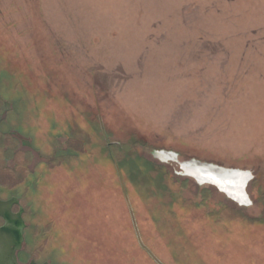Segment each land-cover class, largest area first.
<instances>
[{
  "label": "rangeland",
  "instance_id": "374dc122",
  "mask_svg": "<svg viewBox=\"0 0 264 264\" xmlns=\"http://www.w3.org/2000/svg\"><path fill=\"white\" fill-rule=\"evenodd\" d=\"M0 92L32 144L0 125V183L41 154L58 264H264V0H0ZM190 160L249 171L248 202Z\"/></svg>",
  "mask_w": 264,
  "mask_h": 264
},
{
  "label": "flooded vegetation",
  "instance_id": "af4514ba",
  "mask_svg": "<svg viewBox=\"0 0 264 264\" xmlns=\"http://www.w3.org/2000/svg\"><path fill=\"white\" fill-rule=\"evenodd\" d=\"M17 104L16 98H5L0 92V125L6 123L5 131L9 136L19 145L32 150V144L24 137V129L12 119L14 114L16 119L24 116L23 110L21 112L16 109ZM4 153H8V148H5ZM36 153L39 155L38 151ZM39 157L41 160L29 170L25 168L26 175L19 183L15 185L0 183V202L9 203L12 215L10 221L0 215V230L5 228L0 232V264H58L53 256L57 247H54L50 236L43 231L39 233L32 231L23 200L24 194L32 190L30 187L42 170L41 154ZM4 160H8L6 156Z\"/></svg>",
  "mask_w": 264,
  "mask_h": 264
},
{
  "label": "bare ground",
  "instance_id": "6f19581e",
  "mask_svg": "<svg viewBox=\"0 0 264 264\" xmlns=\"http://www.w3.org/2000/svg\"><path fill=\"white\" fill-rule=\"evenodd\" d=\"M185 171L200 181L207 180L216 184L221 188L220 190H223L225 195L239 204H246L248 202L246 189L244 190L248 175L245 173L217 175L209 170H201L197 167H187Z\"/></svg>",
  "mask_w": 264,
  "mask_h": 264
},
{
  "label": "water",
  "instance_id": "95a60500",
  "mask_svg": "<svg viewBox=\"0 0 264 264\" xmlns=\"http://www.w3.org/2000/svg\"><path fill=\"white\" fill-rule=\"evenodd\" d=\"M158 156L162 157L163 159H169V160H176V154L173 152H166V151H157L156 153ZM180 169L183 172V174L185 176H189L194 178L198 184L203 185V184H209L212 185L214 187H216L219 191L223 192V190H220L221 188L219 186H217L214 183H211L207 180L204 181H200L198 179H196L194 176L189 175L186 173L185 168L189 167H197L200 168L201 170H209L210 172L217 174V175H230V174H236V173H245L248 175V179L244 185V190L246 189L248 183L250 182V180L252 179V175L249 171L246 170H240V169H232V168H224V167H220L214 164H209V163H203L197 160H190V161H186V162H180ZM224 193V192H223ZM248 197V196H247ZM9 204V203H8ZM6 203H2L0 202V215L4 216L8 221H10V217L12 216L10 213V208L9 205ZM5 230V228H3L1 231Z\"/></svg>",
  "mask_w": 264,
  "mask_h": 264
}]
</instances>
